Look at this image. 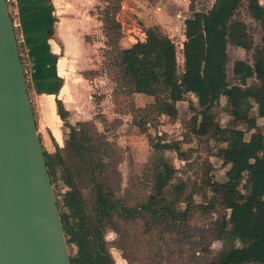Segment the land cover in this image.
<instances>
[{
    "label": "trees",
    "instance_id": "trees-1",
    "mask_svg": "<svg viewBox=\"0 0 264 264\" xmlns=\"http://www.w3.org/2000/svg\"><path fill=\"white\" fill-rule=\"evenodd\" d=\"M122 1L106 0L99 15L105 36L103 67L115 88L127 95L152 98L143 107H133L136 126L145 133V126L155 117L175 119L176 104L190 93L197 105L190 122L192 133L212 139L217 158L228 166L223 181L207 180L211 196L197 205L217 214L210 235L222 242L207 264H264V134L257 130V118L264 117V0H214L207 11L192 9L183 20L181 70L176 45L159 25L142 27L143 41L120 45L123 32L116 15ZM244 3L262 34L252 64L234 61L232 73L238 82L230 84L227 47L253 48L246 24L234 17ZM62 84L63 79L56 76V112L68 128L67 137L62 147L55 143L53 153L42 148L70 261L115 264L104 238L107 228L119 232L124 223L139 218L145 231H167L191 216L192 195L184 194L183 183L170 191L175 168L160 155L151 167V191L146 200L127 206L116 195L106 172L104 158L117 151L110 143L102 149L96 145L88 121L70 122L68 110L57 97ZM221 98L229 116L224 126L214 112ZM152 148L161 151L178 146L177 142L159 141ZM59 183L65 187L63 191L56 188ZM87 188L90 195L85 197Z\"/></svg>",
    "mask_w": 264,
    "mask_h": 264
},
{
    "label": "rangeland",
    "instance_id": "rangeland-1",
    "mask_svg": "<svg viewBox=\"0 0 264 264\" xmlns=\"http://www.w3.org/2000/svg\"><path fill=\"white\" fill-rule=\"evenodd\" d=\"M213 2L214 0H123L116 15L123 32L120 45L126 47L137 40L143 41L141 28L146 25H159L176 45V59L181 70L183 20L191 14L192 9L207 11ZM105 5L106 0H99L90 12L97 14L99 19ZM135 12L141 13V16L137 17ZM234 17L246 24L252 36L253 48L246 51L233 45L227 47V78L230 84L238 82L232 73L234 61L241 59L252 64L254 48L260 45L262 34L258 22L248 14L246 3L237 9ZM17 20L20 23V20ZM51 35L52 33L46 32L41 34L45 49L41 53L42 62L40 61L37 72L41 69L47 72L46 69L51 67V64L50 67L45 66L51 63L52 58L47 43ZM84 37V41L94 42L97 46H93L87 63L82 65L89 68L81 71L85 80L76 82L80 90L77 88L75 99L71 100L75 113L70 116V120L72 123L88 121L87 127L93 133L95 143L100 149L105 143L114 146L117 152L114 155L110 152L112 157L106 156L104 159L108 163L106 171L108 181L114 187L116 195L127 206L133 207L144 202L151 191V167L162 155L175 168L170 191L173 190L172 186L183 183L184 194L192 195L194 202L193 213L188 220L173 225L167 231H145L139 218L124 223L119 232L107 228L104 238L115 264H207L221 249L222 242L212 239L210 235L217 214L197 205L211 196L206 188L207 180L210 178L214 181H223L228 166H224L221 159L217 158L215 142L212 139L207 136L197 137L191 131L190 122L197 107L195 97L190 93L186 94L185 99L176 104L175 119L167 115L155 117L145 126V133H142L136 126L138 117L132 109L145 106L152 98L141 94L127 95L123 90L115 88L113 80L103 67L105 36L101 25L94 34ZM24 41L21 55L29 63L26 82L37 132L42 147L53 153L55 141H58L60 147L63 146L68 128L62 125L53 110L52 100L49 107L46 106V94L52 90L51 80L47 74L34 75L31 49L25 37ZM100 42L102 46H98ZM224 103V98H221L219 106L214 109L216 119L223 126L229 120L222 107ZM257 125V130L264 134V117L257 118ZM159 141L177 142L178 148L155 151L152 143ZM56 188L61 191L65 189L60 183ZM83 192L85 197L90 195L88 188ZM179 207L184 208L185 203H180ZM75 249L73 247V251Z\"/></svg>",
    "mask_w": 264,
    "mask_h": 264
},
{
    "label": "water",
    "instance_id": "water-1",
    "mask_svg": "<svg viewBox=\"0 0 264 264\" xmlns=\"http://www.w3.org/2000/svg\"><path fill=\"white\" fill-rule=\"evenodd\" d=\"M0 264H71L5 0H0Z\"/></svg>",
    "mask_w": 264,
    "mask_h": 264
},
{
    "label": "crops",
    "instance_id": "crops-1",
    "mask_svg": "<svg viewBox=\"0 0 264 264\" xmlns=\"http://www.w3.org/2000/svg\"><path fill=\"white\" fill-rule=\"evenodd\" d=\"M98 2L99 0H17V15L21 29L25 33L26 43L31 49L33 67L35 68L34 75L44 76L47 74L48 79L51 80L52 90L51 93L46 94V106L49 107V102L52 100L53 110L57 114L56 95L53 89L56 76H60L63 79V84L57 97L62 100L65 109L68 110L69 120L70 116L75 113V107L71 100L75 99V92H77V88H80L76 82L84 79L81 71L89 68L82 67V65L87 63V58L91 55L89 52L96 45L94 42L84 41V35L94 34L101 25L98 15L90 12ZM135 15L139 17L141 13L135 12ZM45 32L52 33L51 38L47 41L52 56L51 63L45 64L49 67L51 64L52 68H47V72H43L42 69L37 72L39 63L42 62L41 53L45 49L41 34ZM141 34L145 36L143 31ZM143 36L142 40L145 39ZM102 45L100 42L98 46ZM79 112H81L80 109ZM59 120L62 122L60 118ZM70 122L72 121L70 120ZM57 142L55 141V143Z\"/></svg>",
    "mask_w": 264,
    "mask_h": 264
},
{
    "label": "built area",
    "instance_id": "built-area-1",
    "mask_svg": "<svg viewBox=\"0 0 264 264\" xmlns=\"http://www.w3.org/2000/svg\"><path fill=\"white\" fill-rule=\"evenodd\" d=\"M9 14L11 16V20H12V26L14 29V33H15V38L18 44V51H19V55H20V59H21V63H22V67H23V71L25 74V77L27 78V72L29 69V63L22 57L21 55V49L22 46L24 47V35L21 29V25L19 23V21L17 19L18 15H17V0H5Z\"/></svg>",
    "mask_w": 264,
    "mask_h": 264
}]
</instances>
